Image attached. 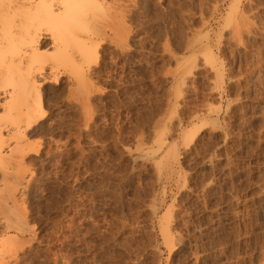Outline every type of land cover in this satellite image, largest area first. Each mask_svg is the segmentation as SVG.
I'll list each match as a JSON object with an SVG mask.
<instances>
[{
    "label": "rangeland",
    "instance_id": "rangeland-1",
    "mask_svg": "<svg viewBox=\"0 0 264 264\" xmlns=\"http://www.w3.org/2000/svg\"><path fill=\"white\" fill-rule=\"evenodd\" d=\"M87 12L84 82L44 86L41 152L0 173V264H264V0Z\"/></svg>",
    "mask_w": 264,
    "mask_h": 264
},
{
    "label": "bare ground",
    "instance_id": "bare-ground-1",
    "mask_svg": "<svg viewBox=\"0 0 264 264\" xmlns=\"http://www.w3.org/2000/svg\"><path fill=\"white\" fill-rule=\"evenodd\" d=\"M105 3L106 0H0V173L3 180L12 174L16 178V174L18 176L20 172L26 171L23 170L25 158L31 153L37 155L41 152V141H31L29 137L39 134L37 121L43 116L44 86L55 82L59 74L64 72L74 75L77 84L84 82L83 65H89L97 46L91 35L100 32V26L95 25L94 15L89 13L86 16V13L103 10ZM82 12L85 15L78 21ZM101 13L104 14L103 11ZM80 36L85 37V40L78 44L76 41ZM74 42L81 46V49L78 47L82 50L78 52L79 56L72 49L71 44ZM48 45L50 51L44 53L46 50H42ZM15 180L18 181L17 178ZM16 181L12 183H19ZM11 185L3 183L0 202L9 199L16 202V188ZM4 210L10 214L16 209ZM21 210L17 211L22 214L24 210ZM3 214L4 230L20 229L18 221L12 222L8 217L10 215ZM24 214L20 216L22 220ZM11 246H14L13 243Z\"/></svg>",
    "mask_w": 264,
    "mask_h": 264
}]
</instances>
